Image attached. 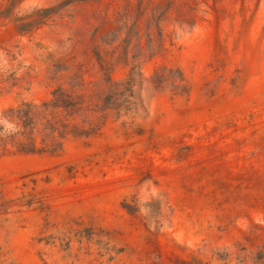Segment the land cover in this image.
Returning a JSON list of instances; mask_svg holds the SVG:
<instances>
[{"label":"rangeland","instance_id":"1","mask_svg":"<svg viewBox=\"0 0 264 264\" xmlns=\"http://www.w3.org/2000/svg\"><path fill=\"white\" fill-rule=\"evenodd\" d=\"M0 264H264V0H0Z\"/></svg>","mask_w":264,"mask_h":264},{"label":"trees","instance_id":"2","mask_svg":"<svg viewBox=\"0 0 264 264\" xmlns=\"http://www.w3.org/2000/svg\"><path fill=\"white\" fill-rule=\"evenodd\" d=\"M17 117H18L19 120H22L23 121V127L25 129V131L20 132V134L21 135H27V134H29V132H28L29 130H27V129H28V127H29V125L31 124V121H32V117L30 116V113L28 111L18 112ZM18 150L21 151V152H33L32 150H27L25 148V146L24 147L22 146Z\"/></svg>","mask_w":264,"mask_h":264}]
</instances>
